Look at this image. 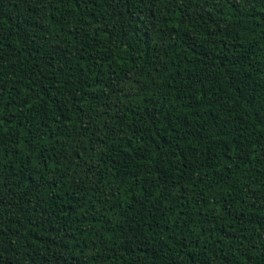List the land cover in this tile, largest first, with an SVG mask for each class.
<instances>
[{
	"label": "trees",
	"instance_id": "trees-1",
	"mask_svg": "<svg viewBox=\"0 0 264 264\" xmlns=\"http://www.w3.org/2000/svg\"><path fill=\"white\" fill-rule=\"evenodd\" d=\"M0 264H264V0H0Z\"/></svg>",
	"mask_w": 264,
	"mask_h": 264
}]
</instances>
